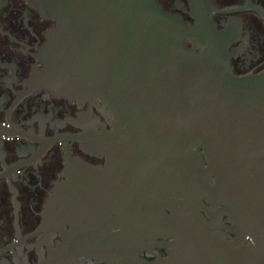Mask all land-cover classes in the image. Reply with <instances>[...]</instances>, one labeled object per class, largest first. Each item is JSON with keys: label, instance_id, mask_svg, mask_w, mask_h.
<instances>
[{"label": "water", "instance_id": "water-1", "mask_svg": "<svg viewBox=\"0 0 264 264\" xmlns=\"http://www.w3.org/2000/svg\"><path fill=\"white\" fill-rule=\"evenodd\" d=\"M188 1L193 21L159 0H33L56 21L44 85L105 103L112 138L96 146L108 162L156 171L129 210L158 229L173 219L165 264H264V69L234 73L232 31L213 18L225 9ZM69 149L65 140L68 161Z\"/></svg>", "mask_w": 264, "mask_h": 264}, {"label": "flooded vegetation", "instance_id": "flooded-vegetation-1", "mask_svg": "<svg viewBox=\"0 0 264 264\" xmlns=\"http://www.w3.org/2000/svg\"><path fill=\"white\" fill-rule=\"evenodd\" d=\"M213 1L225 9L213 14L217 27L233 34V72L263 70L264 17L256 8L264 0ZM159 2L193 21L188 0ZM55 26L33 0H0V264H165L173 219L158 229L155 218L141 221L129 210L156 171L135 170L124 156L108 162L96 146L112 138L105 103L71 101L44 85L43 48ZM2 129L15 134L6 138ZM52 193L55 208L47 210Z\"/></svg>", "mask_w": 264, "mask_h": 264}]
</instances>
